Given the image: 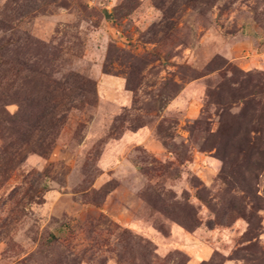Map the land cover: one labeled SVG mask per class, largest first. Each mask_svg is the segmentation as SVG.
Segmentation results:
<instances>
[{"label": "rangeland", "instance_id": "obj_1", "mask_svg": "<svg viewBox=\"0 0 264 264\" xmlns=\"http://www.w3.org/2000/svg\"><path fill=\"white\" fill-rule=\"evenodd\" d=\"M0 264H264V0H0Z\"/></svg>", "mask_w": 264, "mask_h": 264}]
</instances>
